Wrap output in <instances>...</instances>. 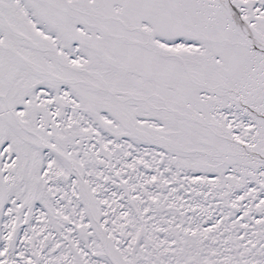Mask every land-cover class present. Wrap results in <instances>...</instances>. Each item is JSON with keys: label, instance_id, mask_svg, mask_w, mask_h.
Instances as JSON below:
<instances>
[{"label": "snow or ice", "instance_id": "snow-or-ice-1", "mask_svg": "<svg viewBox=\"0 0 264 264\" xmlns=\"http://www.w3.org/2000/svg\"><path fill=\"white\" fill-rule=\"evenodd\" d=\"M0 264H264V0H0Z\"/></svg>", "mask_w": 264, "mask_h": 264}]
</instances>
